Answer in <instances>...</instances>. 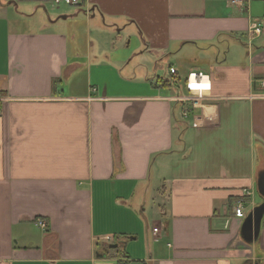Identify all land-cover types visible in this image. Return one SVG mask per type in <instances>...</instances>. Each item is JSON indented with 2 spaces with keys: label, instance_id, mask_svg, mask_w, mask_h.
<instances>
[{
  "label": "crops",
  "instance_id": "crops-1",
  "mask_svg": "<svg viewBox=\"0 0 264 264\" xmlns=\"http://www.w3.org/2000/svg\"><path fill=\"white\" fill-rule=\"evenodd\" d=\"M244 3L0 0V264H264V218L241 238L264 171Z\"/></svg>",
  "mask_w": 264,
  "mask_h": 264
},
{
  "label": "built area",
  "instance_id": "built-area-1",
  "mask_svg": "<svg viewBox=\"0 0 264 264\" xmlns=\"http://www.w3.org/2000/svg\"><path fill=\"white\" fill-rule=\"evenodd\" d=\"M259 1L263 2L264 0H259ZM81 2L82 0H51L52 5H54L55 7H59L62 5L67 6V7H76V6H79ZM244 2L245 0H230L231 5L238 6L240 8L244 7V4H245ZM261 28H262V24L260 23V21H254L253 23H251L248 33L250 34L251 37L257 36L261 33ZM169 73L170 75H173L175 73V70L173 68H170ZM193 79L195 80L197 84L203 83V84L208 85L209 83V77L207 75H203V73L201 72L193 71V72L188 73L186 77V86L191 95H193V93L191 91L192 89L189 87V84L192 82ZM233 212L236 218L243 219L245 217L244 205L242 203L237 204L234 207ZM35 224L41 229L46 228V225L43 221H37ZM153 231L156 232L157 229L154 228ZM121 264H128V263L124 261Z\"/></svg>",
  "mask_w": 264,
  "mask_h": 264
},
{
  "label": "water",
  "instance_id": "water-1",
  "mask_svg": "<svg viewBox=\"0 0 264 264\" xmlns=\"http://www.w3.org/2000/svg\"><path fill=\"white\" fill-rule=\"evenodd\" d=\"M256 190L263 201L253 207L241 225V238L246 244H252L258 240L261 222L264 218V171L257 175ZM117 246L111 245L109 248H116Z\"/></svg>",
  "mask_w": 264,
  "mask_h": 264
},
{
  "label": "rangeland",
  "instance_id": "rangeland-1",
  "mask_svg": "<svg viewBox=\"0 0 264 264\" xmlns=\"http://www.w3.org/2000/svg\"><path fill=\"white\" fill-rule=\"evenodd\" d=\"M70 9H71V7H67V6L62 5V6H59L57 9H55V8L51 9L50 11H48V13L51 15V14H53L52 12H55L57 15H59L60 13H63L66 10H70ZM168 70H169L168 66L166 65L163 69V74L166 75V76H164V79H170L171 78L169 73H168ZM160 73L162 74V70Z\"/></svg>",
  "mask_w": 264,
  "mask_h": 264
},
{
  "label": "clouds",
  "instance_id": "clouds-1",
  "mask_svg": "<svg viewBox=\"0 0 264 264\" xmlns=\"http://www.w3.org/2000/svg\"><path fill=\"white\" fill-rule=\"evenodd\" d=\"M207 85L206 84H197L196 82H195V80L193 79L192 80V82L189 84V87L191 88V89H193V90H195V89H199V88H204V87H206Z\"/></svg>",
  "mask_w": 264,
  "mask_h": 264
},
{
  "label": "trees",
  "instance_id": "trees-1",
  "mask_svg": "<svg viewBox=\"0 0 264 264\" xmlns=\"http://www.w3.org/2000/svg\"><path fill=\"white\" fill-rule=\"evenodd\" d=\"M159 80V82L162 84V85H164V83L166 84V83H168V81H165L164 79H158ZM169 84V83H168Z\"/></svg>",
  "mask_w": 264,
  "mask_h": 264
},
{
  "label": "bare ground",
  "instance_id": "bare-ground-1",
  "mask_svg": "<svg viewBox=\"0 0 264 264\" xmlns=\"http://www.w3.org/2000/svg\"><path fill=\"white\" fill-rule=\"evenodd\" d=\"M197 90V89H196ZM199 93V92H198Z\"/></svg>",
  "mask_w": 264,
  "mask_h": 264
}]
</instances>
